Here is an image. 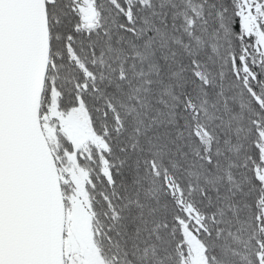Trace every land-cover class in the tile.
Instances as JSON below:
<instances>
[{
  "label": "snow or ice",
  "instance_id": "obj_1",
  "mask_svg": "<svg viewBox=\"0 0 264 264\" xmlns=\"http://www.w3.org/2000/svg\"><path fill=\"white\" fill-rule=\"evenodd\" d=\"M0 264H264V0H0Z\"/></svg>",
  "mask_w": 264,
  "mask_h": 264
}]
</instances>
